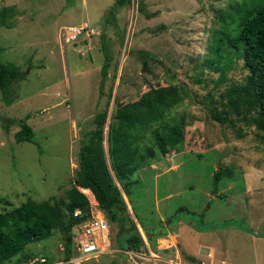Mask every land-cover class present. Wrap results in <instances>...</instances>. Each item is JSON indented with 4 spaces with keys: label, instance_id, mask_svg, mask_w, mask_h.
Listing matches in <instances>:
<instances>
[{
    "label": "rangeland",
    "instance_id": "1",
    "mask_svg": "<svg viewBox=\"0 0 264 264\" xmlns=\"http://www.w3.org/2000/svg\"><path fill=\"white\" fill-rule=\"evenodd\" d=\"M243 1L143 0L155 14L147 18L137 0L123 6L115 0H0V6L10 8L12 25L0 26V60L23 72L6 97L0 91V212L27 198L65 200L95 114L106 112L107 153L116 105L138 99L149 86L174 85L180 101L162 118L137 126L135 133L144 151L155 145L161 127L182 117L183 140L164 153L155 147V155L129 175L127 195L108 163L126 204L119 214L121 227L135 225L143 240L134 250L138 255L123 253L116 242L119 225L99 207L110 224L112 244L107 253L83 264H264L263 237L220 225L242 221L254 232L264 225V130L250 120L256 109H235L230 99L229 87L244 81L243 57L239 51L228 54L226 44L220 45L217 60L212 49L222 33L237 34L243 17L237 8ZM83 21L99 33L62 42L63 29ZM103 47L112 56L104 79ZM143 52L150 55L145 68ZM210 60L217 62L211 65ZM227 61L223 72L214 68ZM212 109L226 111V122L212 119ZM26 116L35 144L16 142L17 123L8 121ZM216 171L223 174L217 192ZM160 234L167 239L166 249L180 252H166L164 241H157ZM64 248V234L53 230L14 259L30 253L63 264L69 260H64Z\"/></svg>",
    "mask_w": 264,
    "mask_h": 264
},
{
    "label": "trees",
    "instance_id": "2",
    "mask_svg": "<svg viewBox=\"0 0 264 264\" xmlns=\"http://www.w3.org/2000/svg\"><path fill=\"white\" fill-rule=\"evenodd\" d=\"M137 1L138 11L145 17L150 18L155 15L154 12H149L145 8L143 0ZM247 1L244 0L237 8V10L242 9L243 12V17L236 27L237 34L230 36V33H222L214 39L215 46L212 49L217 60L221 56L220 45H228V54L236 51L241 53L246 74L243 83L229 87L230 99L235 109L238 107L246 110L256 109V114L249 116L250 120L257 129L264 130V0ZM130 2L131 0H115L117 6H123ZM254 2L257 3L249 5ZM9 10V7L0 6V26H12L8 21V18L11 17ZM103 55L104 60L100 72L104 79L112 56L105 47H103ZM141 57L142 66L145 68L150 55L143 52ZM227 60L230 62V59ZM228 61L225 65L214 68L223 72L228 67ZM209 63L214 65L213 60H210ZM22 73L16 65L0 60V91L4 97H6L4 93ZM102 84L103 80L100 83V89ZM180 99V91L174 85L149 86L138 99L122 104L118 103L108 125L107 153L104 148L103 136L106 112L95 114L94 128L86 133L79 147L77 169L73 183L66 191L65 200L61 202L52 199L38 201L27 198L20 205L0 212V264H25L28 258L35 255L27 253L20 259H14V257L22 254L29 243L49 237L53 230L64 234V260L69 259L71 229L75 224L90 217L88 199L79 188L90 189L108 219L119 225L116 236L119 248L138 251L143 245V240L137 227L135 225L130 228L121 227L122 217L119 214L126 211V204L114 178L121 183L122 190L127 195L132 184L131 181H128L129 175L142 165L145 158L155 155V147L164 153L183 140L185 121L182 117L174 124L161 127L157 131L155 145L148 146L144 151L139 148L142 138L135 133L137 126H143L152 120L162 118L164 112L177 104ZM210 115L212 119L221 124L225 123L228 118L226 111L215 109L211 110ZM27 117L8 121L12 124L17 123L18 130L14 133L16 142L27 141L35 144L34 130L26 122ZM108 163L114 178L110 173ZM222 177L223 174L220 171L214 172L215 192H217V186ZM75 210H79L80 214L75 216ZM213 225L204 224L205 228H213ZM220 225L223 228L237 227L247 233L264 238V225L259 232H254L242 221L232 219L224 220L220 222ZM181 254L185 256L183 251ZM8 261L10 262L8 263Z\"/></svg>",
    "mask_w": 264,
    "mask_h": 264
},
{
    "label": "built area",
    "instance_id": "3",
    "mask_svg": "<svg viewBox=\"0 0 264 264\" xmlns=\"http://www.w3.org/2000/svg\"><path fill=\"white\" fill-rule=\"evenodd\" d=\"M99 33L97 26H92L88 21H83L77 26H66L60 34L64 43L73 42L81 35H94ZM87 197L89 202L90 217L80 223L75 224L71 229V242L74 252H71L68 261L73 264H83L85 261L96 259L101 254H105L111 247V227L107 219L104 218L99 205L90 189L79 188ZM80 214L75 210L74 215ZM124 254L129 257H136L138 254L134 250H124ZM25 264H48L45 257H30ZM156 264V263H155Z\"/></svg>",
    "mask_w": 264,
    "mask_h": 264
},
{
    "label": "crops",
    "instance_id": "4",
    "mask_svg": "<svg viewBox=\"0 0 264 264\" xmlns=\"http://www.w3.org/2000/svg\"><path fill=\"white\" fill-rule=\"evenodd\" d=\"M164 236L165 235L160 234V236H158V238H157V241H159V243H160L161 240L164 241L165 244L162 247H165L164 249H166L169 246V244H166L167 239L163 238ZM166 250H167L166 252H177V251L180 252L177 248H176V250L175 249L174 250L173 249L172 250L171 249H166ZM210 252H214L213 249Z\"/></svg>",
    "mask_w": 264,
    "mask_h": 264
},
{
    "label": "water",
    "instance_id": "5",
    "mask_svg": "<svg viewBox=\"0 0 264 264\" xmlns=\"http://www.w3.org/2000/svg\"><path fill=\"white\" fill-rule=\"evenodd\" d=\"M149 233H147V235H148ZM63 264H73L72 262H70V261H68V262H65V263H63Z\"/></svg>",
    "mask_w": 264,
    "mask_h": 264
}]
</instances>
